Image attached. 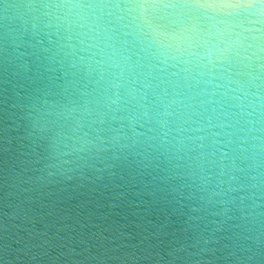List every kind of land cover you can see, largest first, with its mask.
<instances>
[{
    "label": "clouds",
    "instance_id": "clouds-1",
    "mask_svg": "<svg viewBox=\"0 0 264 264\" xmlns=\"http://www.w3.org/2000/svg\"><path fill=\"white\" fill-rule=\"evenodd\" d=\"M5 107L33 183L126 174L146 238L182 218L165 264H264V0H0Z\"/></svg>",
    "mask_w": 264,
    "mask_h": 264
},
{
    "label": "water",
    "instance_id": "water-1",
    "mask_svg": "<svg viewBox=\"0 0 264 264\" xmlns=\"http://www.w3.org/2000/svg\"><path fill=\"white\" fill-rule=\"evenodd\" d=\"M4 112L6 107L0 110V264H132L129 258H139L136 264H157L144 259L157 254L165 264L170 242H184L182 218L175 216L167 237L146 238L153 229L144 224L163 216L149 197L134 195L139 187L127 183L126 174L113 182L90 177L46 187L33 183L19 155L17 133L3 131L11 127ZM188 237L190 244L191 233Z\"/></svg>",
    "mask_w": 264,
    "mask_h": 264
}]
</instances>
